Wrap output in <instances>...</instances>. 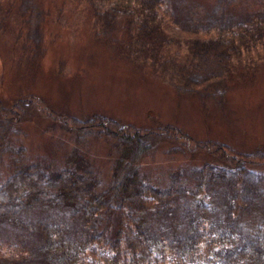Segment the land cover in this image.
<instances>
[{"label":"rangeland","instance_id":"1","mask_svg":"<svg viewBox=\"0 0 264 264\" xmlns=\"http://www.w3.org/2000/svg\"><path fill=\"white\" fill-rule=\"evenodd\" d=\"M163 1L169 7L154 8L157 20L145 35L129 32L139 18L134 0H0V106L30 99L37 113L7 133L0 184L14 162L65 163L78 138L62 130L58 117H101L143 130L171 126L195 143L215 145L207 154L159 144L139 170L157 186L176 176L202 201L217 184L230 182L249 211L264 216V159L254 155L264 150V42L235 41L229 33L235 23L264 18V0H245L234 12L218 0ZM83 152L106 185L110 147L93 136ZM239 154L251 155L245 175L217 169ZM28 211L10 209L6 219ZM31 212L52 217L47 208ZM196 214L208 217L202 209ZM6 219L0 220V264H42L37 231L25 234ZM18 239L35 247L32 261L20 254Z\"/></svg>","mask_w":264,"mask_h":264},{"label":"trees","instance_id":"2","mask_svg":"<svg viewBox=\"0 0 264 264\" xmlns=\"http://www.w3.org/2000/svg\"><path fill=\"white\" fill-rule=\"evenodd\" d=\"M134 1L140 6L135 13L139 18L130 22L129 32L150 35V25L157 20L154 8L169 5L163 0ZM218 1L224 10L234 12L245 0ZM244 21L234 24L235 32H229L232 39L264 42V18ZM34 109L30 99L18 100L11 107L0 106V160L7 133L13 125L36 115ZM57 119L61 120L62 130L78 138L65 163L14 162V168L0 184V220L9 217L8 211L13 208L30 210L21 218L11 217L6 222H13L25 234L28 230L37 231L40 263L264 264V216L255 217L243 193L235 191L230 182L217 184L208 193V199L202 201L184 190L176 176L165 186H157L147 183L139 170L159 144H175L189 153L207 154L215 145L195 143L171 126L143 130L101 117L86 121L66 116ZM93 136L105 142L113 153L111 177L104 186L83 152L87 140ZM254 155L264 159V150ZM250 156L239 154L216 165L217 169L240 177L248 169ZM218 159L224 161L222 157ZM34 208L50 209L52 217L48 213H32ZM198 209L205 210L208 217L198 216ZM194 216L199 217L196 223ZM162 225L167 229L165 232ZM28 239H18L22 244L20 254L28 253L25 257L30 255L32 261L35 247ZM199 239H205L207 245L199 247Z\"/></svg>","mask_w":264,"mask_h":264}]
</instances>
